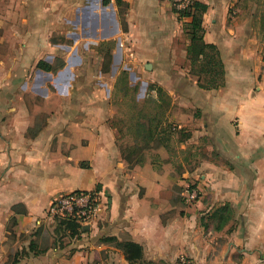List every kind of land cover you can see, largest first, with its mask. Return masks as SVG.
<instances>
[{
  "label": "crops",
  "instance_id": "obj_1",
  "mask_svg": "<svg viewBox=\"0 0 264 264\" xmlns=\"http://www.w3.org/2000/svg\"><path fill=\"white\" fill-rule=\"evenodd\" d=\"M196 1L223 67L217 87L199 86L190 17L168 0H0V264H264V0ZM109 72L142 80L137 97L151 83L171 98L163 124L203 146L193 170L164 144L157 161L125 157ZM185 173L198 195L181 206ZM72 191L99 194L95 221L47 215ZM224 205L205 229L202 215Z\"/></svg>",
  "mask_w": 264,
  "mask_h": 264
},
{
  "label": "rangeland",
  "instance_id": "obj_2",
  "mask_svg": "<svg viewBox=\"0 0 264 264\" xmlns=\"http://www.w3.org/2000/svg\"><path fill=\"white\" fill-rule=\"evenodd\" d=\"M101 50L103 54H106L105 46ZM95 57L93 53L89 60L90 69H93V71L98 67V60ZM121 66L119 71L123 70ZM201 79L204 81L205 77L202 76ZM128 81L132 83L131 86L127 85ZM106 82L114 84L116 90L113 101L119 105H117L115 116L118 125L121 123L118 127L125 156L131 161H140L146 159V157H143L146 153L150 155V159L157 161L159 160L157 153L159 148L157 147L164 144L167 146L169 156H172L173 165L178 164L180 170H193L198 161L202 159L203 146L191 143L183 144L185 135L188 133L183 130H176L172 127V124H163L169 114V109L172 108L171 98L161 91L152 90L151 93L150 90L153 88L151 83L145 86V96L137 97L143 87L142 80L131 81L129 77L122 73L115 78L109 72L106 75ZM168 158L171 160V157ZM196 182L193 177H187L185 173L184 187L174 188L173 196L181 206H185L182 197L184 189L187 186L196 188ZM226 214L227 212L221 213L217 208L215 209V216L211 220L209 214L202 215L201 218L205 219L203 220L204 228L217 229L223 223Z\"/></svg>",
  "mask_w": 264,
  "mask_h": 264
},
{
  "label": "trees",
  "instance_id": "obj_3",
  "mask_svg": "<svg viewBox=\"0 0 264 264\" xmlns=\"http://www.w3.org/2000/svg\"><path fill=\"white\" fill-rule=\"evenodd\" d=\"M107 1L108 0H103V3H107ZM115 2L118 6H124L126 8L131 4V0H115ZM204 9V4L195 1L191 9L186 12V16L190 17V22L185 24L184 29L190 39L187 53L189 56L191 71L198 76L199 86L203 88H211L222 84L223 67L216 47L212 44L205 43L202 39L201 13ZM202 76L205 77L204 81L201 79ZM188 136L189 134H186L185 138ZM218 211L221 213L229 212L226 205L218 208ZM62 223L66 224L67 228L71 226L78 228L79 226L70 221H62ZM122 246L127 251L129 259L139 256V245L132 242H126L123 243Z\"/></svg>",
  "mask_w": 264,
  "mask_h": 264
},
{
  "label": "built area",
  "instance_id": "obj_4",
  "mask_svg": "<svg viewBox=\"0 0 264 264\" xmlns=\"http://www.w3.org/2000/svg\"><path fill=\"white\" fill-rule=\"evenodd\" d=\"M179 19L186 18L196 0H168ZM155 92V91H153ZM197 198V190L193 187L185 188L183 200L186 204L193 203ZM103 204L97 192L72 191L54 196L47 208V215L53 219L70 221L85 226L98 217Z\"/></svg>",
  "mask_w": 264,
  "mask_h": 264
}]
</instances>
